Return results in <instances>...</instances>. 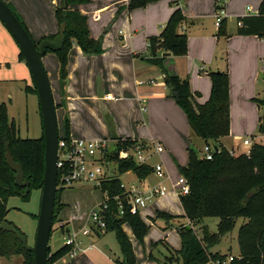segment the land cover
Here are the masks:
<instances>
[{
	"label": "rangeland",
	"instance_id": "rangeland-1",
	"mask_svg": "<svg viewBox=\"0 0 264 264\" xmlns=\"http://www.w3.org/2000/svg\"><path fill=\"white\" fill-rule=\"evenodd\" d=\"M4 1L8 3L7 0ZM29 1L35 8H42L44 18L47 20L51 19V16H56V10L62 0ZM113 1L92 0L87 3V9L104 7L101 11L86 13L92 24L91 27L89 26L90 33L94 31L99 38L103 33L118 35L122 30L125 41L127 43L132 41L138 50L140 61L142 57H148L150 54L149 37L159 35L171 11L181 7L183 12H186L185 16L187 15L185 27L188 29V53L183 56H164L159 66L167 74L178 75L182 80H187L191 90L201 94L198 97L199 101H205L211 95L209 73L217 68L227 71L230 92V135L223 140L224 145L228 149L234 146L237 152H247L251 148L244 145L246 138L256 140L264 137L261 132L264 105L256 101V98L264 99V78L261 77L264 68L259 61L260 56L264 55V43L256 35H250L244 41L237 33V16H233L234 13L239 12L242 15L241 11L247 12L251 6L258 9L256 12L259 11L260 3L257 0H224L226 7L219 11L222 16H226V36L217 35L215 0H154L145 6H135L130 9L131 0H125L127 7L121 14L118 12L122 4L117 5V2ZM196 1H202L207 5L198 4V6ZM154 10L156 12L151 14ZM97 15L100 17L97 18ZM103 20H106V24L97 30L98 21ZM0 24L5 30V32L0 30V101L7 104L9 120L16 121L20 136L41 137L44 130L39 97L38 94L28 92V86H33L30 68L25 60L20 59V47L9 29L1 20ZM130 31L134 33L132 39L128 37ZM160 52L162 53V49ZM49 53L56 56L52 52ZM42 60L47 68L49 60H44L43 57ZM56 60L51 57L49 68L54 67L53 63ZM49 79L52 87L53 79L51 77ZM167 96L168 98H160L155 104H147L144 101L142 110L145 111L140 112L141 118L138 124L141 126L140 129L143 128L142 133L149 141L142 150L147 163L153 166L157 162H162L167 169L170 182L176 183L182 175L181 167L188 163L189 148H194L199 157H203L205 143L191 128L185 111L171 96L170 90ZM57 118L59 134L62 136L66 131L65 116L63 109L59 107ZM153 140L162 144V152L156 153ZM109 150H115L113 138L109 139ZM101 165L107 176H119L125 190L130 189L131 186L136 188L141 186L133 171L119 174L115 162L107 160L101 162ZM148 181L152 185L156 179L151 175ZM41 198L42 188L31 186L27 195L23 196L20 192H15L8 199L7 205L10 210L6 220L16 225L27 236L29 246L35 244ZM60 198L64 205L56 217L49 239L53 251L62 247L65 242V232L59 228L61 222H67L68 219L73 221L74 218L80 220L92 207H98L103 196L101 190L95 188L92 183L78 182L70 187H64ZM159 212L179 217L172 220L173 224L168 227L166 220L158 217ZM183 214L180 196L174 189L169 188L165 194H154L147 206L140 209L139 217L146 226L142 236L136 234L129 222L123 224V230L132 243L135 254L134 264H161L158 259L164 260L166 257L172 258L169 264H182L177 253L172 251L182 247V236L177 228L178 225L188 226L201 236V226L206 225L210 232L216 233L219 232L220 225L224 224L219 217H205L201 224L195 225L185 219ZM247 221L248 219L244 217L237 218L233 229L223 234L221 240L210 247L208 252L224 254L225 258L240 254L238 232ZM87 240L85 238V241ZM89 241H94L93 250L79 251L73 256L67 254L57 264H118V261L123 260L122 250L114 231L103 232L101 237L95 236ZM88 244L89 242H86L85 247ZM212 261L207 264H212ZM0 264H25V261L22 255L0 254Z\"/></svg>",
	"mask_w": 264,
	"mask_h": 264
},
{
	"label": "trees",
	"instance_id": "trees-1",
	"mask_svg": "<svg viewBox=\"0 0 264 264\" xmlns=\"http://www.w3.org/2000/svg\"><path fill=\"white\" fill-rule=\"evenodd\" d=\"M90 0H62L56 10L59 24L66 22L65 41L58 51L47 49V52L57 54L60 62V80L65 83L68 77L69 53L77 44L86 53H100L103 50L102 36L95 38L91 35L88 16L73 8L75 4L87 3ZM154 0H131L129 9L135 6H145ZM216 9H224V0H215ZM24 27L30 33L23 18L8 2ZM243 22L238 25V33L243 35L262 36L264 33V0L261 1L259 13L239 16ZM187 18L181 7L173 10L167 22L162 26L159 35L149 37V62L160 64L162 56L160 50L171 52L173 55L183 56L188 53V33L184 30ZM219 36H226V17H223L218 28ZM36 45L44 38H53L56 34L45 36L36 41ZM16 40V39H15ZM19 45V44H18ZM20 47V46H19ZM46 52V53H47ZM20 59L25 55L20 48ZM26 61V60H25ZM27 63V62H26ZM28 65V63H27ZM29 67V65H28ZM32 74V73H31ZM211 79V95L203 103L196 100V92L190 88L188 81L183 82L178 75L165 76V83L171 91L178 105L185 111L193 131L206 143L219 148L212 159L199 157L194 148H189L188 163L181 167L189 184L190 192L180 196L185 219L195 225L201 224L205 217H219L224 221L219 232L212 233L206 225L201 226L202 235H198L188 226H177L182 236V247L172 249L176 252L182 264H207L211 260L225 258L224 254H213L208 249L221 240V236L235 226L239 217L247 218L238 232L239 251L241 258H234L231 264H260L264 262V144L255 142L249 154L232 155L223 145L221 139L230 134V105H229V74L225 70H213L209 73ZM33 78V76H32ZM38 94L35 81L28 86V92ZM264 105V99L256 98ZM57 108L59 107L56 104ZM41 109V107H40ZM42 115V113H41ZM65 134L69 139V120H65ZM60 135V134H59ZM115 150L106 152L108 161L115 162L119 174L133 171L140 181H144L152 172L153 166L148 163H137L133 159L121 158L120 151L131 147L138 140L130 137L114 136ZM9 147L14 159L23 166L25 177L31 186L42 188L45 171V139L44 134L38 138H23L15 120H9L8 107L0 101V222L6 220L9 212L8 199L13 193L23 192L25 188L15 184L14 171L8 166L5 158L6 147ZM102 192H107L110 199L105 210L106 231H114L121 247L123 260L118 264H134L135 254L132 243L123 230V224L129 222L137 235L142 236L146 226L139 217V213L132 214L127 204V192L122 186L119 176H108L102 183ZM64 188H59V212L63 205L60 194ZM119 197V199L117 198ZM119 200L125 204L124 212H120ZM57 212L54 216V223ZM158 217L166 220L168 227L179 216L159 212ZM170 249V248H169ZM171 250V249H170ZM70 251V246L63 245L57 250L49 248V264H52ZM0 254L22 255L25 264H35L34 252L26 249L15 233L0 228ZM172 258L166 257L158 261L169 264Z\"/></svg>",
	"mask_w": 264,
	"mask_h": 264
},
{
	"label": "crops",
	"instance_id": "crops-1",
	"mask_svg": "<svg viewBox=\"0 0 264 264\" xmlns=\"http://www.w3.org/2000/svg\"><path fill=\"white\" fill-rule=\"evenodd\" d=\"M7 1L11 5L14 4L13 6L23 18L36 41L41 40L45 36L54 35L59 32L60 24L57 17L51 16V19L45 20L42 8H35L31 1ZM257 1L261 4L262 0ZM90 2H92V0L87 3ZM113 2H117V5L122 4L118 12L119 14H121V12L127 7L125 0H114ZM196 2L197 5L199 4L200 6L205 4L202 1ZM258 2L257 5L259 4ZM87 3L75 4L73 5V8H76L85 14L94 11L98 12L104 8L99 7L87 9ZM258 8H260V6ZM254 9L255 7L251 6L248 8L247 12L241 11L243 12L241 13L242 15H240L239 12L234 13L233 16H237L238 19L239 16L258 14L259 11L256 12L258 9H255V12L253 11ZM198 10H200V8ZM154 12H156V10L151 12V14ZM230 16L232 15L230 14ZM99 17L100 15H97V18ZM117 17L118 15L116 18ZM105 24L106 20H103L102 22L98 21L97 30H100ZM88 25L90 27L92 25L90 20H88ZM186 28L187 27H184V30L187 32L188 29ZM236 29L238 33V26ZM0 30L5 32L1 24ZM93 30L94 29H92V31ZM91 35L97 38L94 31ZM238 35H240L244 41L250 36L239 33ZM101 36L103 50L100 53H86L79 45H73L69 53L68 77L64 84H62L60 80V62L57 54L52 52L56 55L54 56L47 52L43 56L44 60H49L46 70L48 76L53 79L52 91L55 102L59 105V109H63L65 120H69L70 136L72 137L109 139L114 136L123 139L130 137L138 141L141 140V142L147 140L146 144H148V139L145 137V134L142 133L143 128L140 129L141 126L138 124L141 118L140 112L145 111V109L142 110V104L144 101L147 104H155L160 98H168L167 94L170 89L165 83V76L167 73L161 66H159V64L149 62L147 60L148 57H142V60L140 61L138 59V50L133 45L132 41L129 43L125 41L126 39L123 37L122 30H120L118 35L111 33H106L104 35L103 33ZM133 36L134 33L130 31L128 37L132 39ZM165 53L167 52L162 51V53L160 52V55L162 57L176 56L171 52H168V54ZM263 56L264 55L260 56V62L261 57ZM51 57H54V60L57 59L56 62L53 63L54 67L52 69L49 68ZM219 57L222 58V55L219 54ZM262 74L264 73H261V75ZM262 78H264V76ZM29 93L36 94L33 91H30ZM196 93L195 98L198 102L203 103L206 101H199L198 97L201 94L198 92ZM227 136L221 139L223 145V140ZM204 143L206 144L205 141ZM231 148L236 149L234 146ZM151 175L156 179V182L152 185L149 184L148 181V178ZM151 175L144 181L139 180L141 186L137 188L144 190L155 185L158 182V179L154 173ZM74 220L77 219L74 218ZM98 237H101V234H99ZM89 243L94 244V241H89ZM94 245L92 247H86L85 250L80 252L93 250ZM61 259H63V257ZM61 259L52 264H57Z\"/></svg>",
	"mask_w": 264,
	"mask_h": 264
},
{
	"label": "built area",
	"instance_id": "built-area-1",
	"mask_svg": "<svg viewBox=\"0 0 264 264\" xmlns=\"http://www.w3.org/2000/svg\"><path fill=\"white\" fill-rule=\"evenodd\" d=\"M128 1V0H127ZM222 10V9H220ZM221 12L217 10L216 23L220 26L222 18ZM239 26L243 25L241 19H237ZM260 38L264 41V33ZM261 63L264 67V56L261 57ZM153 81V79H152ZM263 143L264 137L254 140L253 138H246L244 145L250 148L255 143ZM156 152H162V144L155 142ZM144 144L140 141L131 145L127 149L120 151L121 158H129L135 160L137 163H147V158L144 157L142 150ZM213 144L206 143L204 147V158L212 159L216 150ZM109 149L108 138H75L70 136L69 139L59 135L58 142V176L57 187L64 188L70 187L78 182L92 183L95 188H101L103 181L108 177L103 170L101 162L106 161V152ZM232 155L239 153L249 154L250 149L247 152H237L236 149H229ZM108 161V160H107ZM153 172L158 182L148 189H138L131 186L130 189L125 190L127 192V204L129 211L132 214L140 212L141 208L147 206L149 200L154 194H165L169 188L174 189L176 194L186 195L190 192V184L184 175L178 179L176 183L169 181L167 169L162 162H157L153 165ZM170 183V184H169ZM168 184V185H166ZM123 186V185H122ZM125 187V186H123ZM101 190V189H100ZM103 199L98 204V207H92L90 212L80 220L68 219L67 222H61L60 229L64 233V245L70 246L68 254L75 255L79 251L85 250L87 247H92L94 244L89 243L86 247V242H89L90 238L99 236V234L106 231L105 210L108 208V201L110 199L107 192H102ZM119 199V197H117ZM120 212H124L125 204L119 200ZM77 222V223H75ZM72 224V225H71ZM85 238L88 239L85 241ZM242 255L238 254L234 257L218 258L212 261V264H231L234 258H241ZM260 264H264L262 261Z\"/></svg>",
	"mask_w": 264,
	"mask_h": 264
},
{
	"label": "water",
	"instance_id": "water-1",
	"mask_svg": "<svg viewBox=\"0 0 264 264\" xmlns=\"http://www.w3.org/2000/svg\"><path fill=\"white\" fill-rule=\"evenodd\" d=\"M0 20L16 39L29 65L38 91L45 139V171L34 246L28 245L27 236L11 222L1 221L0 228L15 233L26 249L33 250L35 264H49V239L54 225V216L59 212L60 203L59 188L57 187L59 126L57 106L42 57L46 54L47 49L58 51L63 47L66 22L60 24L59 32L53 38H44L36 45L19 17L4 0H0ZM165 54H168V52ZM261 76L263 77L264 74ZM186 81L183 80V82ZM261 132L264 134V117ZM142 143L146 144L147 140H143ZM215 148L218 149L217 146ZM5 158L8 166L14 171L15 184L25 188L21 194L23 196L27 195L31 187L30 181L25 177L22 164L14 159L8 146L6 147Z\"/></svg>",
	"mask_w": 264,
	"mask_h": 264
},
{
	"label": "flooded vegetation",
	"instance_id": "flooded-vegetation-1",
	"mask_svg": "<svg viewBox=\"0 0 264 264\" xmlns=\"http://www.w3.org/2000/svg\"><path fill=\"white\" fill-rule=\"evenodd\" d=\"M24 192V191H23ZM22 193V192H21ZM58 216V215H57Z\"/></svg>",
	"mask_w": 264,
	"mask_h": 264
}]
</instances>
